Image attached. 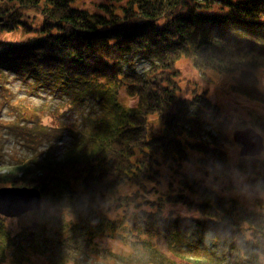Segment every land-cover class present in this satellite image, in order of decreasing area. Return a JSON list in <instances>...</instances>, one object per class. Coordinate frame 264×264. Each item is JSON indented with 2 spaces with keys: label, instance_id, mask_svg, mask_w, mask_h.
<instances>
[{
  "label": "trees",
  "instance_id": "16d2710c",
  "mask_svg": "<svg viewBox=\"0 0 264 264\" xmlns=\"http://www.w3.org/2000/svg\"><path fill=\"white\" fill-rule=\"evenodd\" d=\"M79 2L0 0V33L20 27L38 32L26 42L0 40V92L15 74L33 77L31 88L47 86L69 95L74 107L85 95L101 98L83 117L80 133L72 126L59 128L70 132L63 150L61 137L42 150L34 147L0 175V187L38 188L59 211L65 207L94 223L102 219L100 206L90 205L82 190L96 198L126 183L140 186L159 197L141 202L145 196L139 192L119 196L107 208L120 220L100 222L118 232L123 221H132L118 235L134 249L158 237L169 252L164 251L165 263H176L173 255L191 264H264V198H255L257 209L244 207L216 185L231 179L230 119L205 94L190 91L187 97L185 91L183 96L177 83L178 62L191 58L199 70L238 72L235 92L264 104L253 72L264 68V0H110L93 12ZM28 10L42 16L39 28L23 20ZM141 61L148 63L144 71L137 69ZM123 90L137 100L134 107L121 103ZM27 115L22 111L7 125L25 147L39 136H57L58 130L54 134L40 124L29 130L24 123L34 124L31 118L38 115ZM153 115L162 123L159 133L151 130ZM256 126L264 136V119ZM192 152L198 154L195 160ZM185 163L197 165L199 174L182 172ZM163 166L177 174L169 191L154 190L168 177ZM237 167L254 192L264 193V157H239ZM172 204L195 209L199 216H165ZM4 221L0 216V264L45 252L36 249L35 232L13 235Z\"/></svg>",
  "mask_w": 264,
  "mask_h": 264
},
{
  "label": "rangeland",
  "instance_id": "374dc122",
  "mask_svg": "<svg viewBox=\"0 0 264 264\" xmlns=\"http://www.w3.org/2000/svg\"><path fill=\"white\" fill-rule=\"evenodd\" d=\"M109 1L80 0L79 5L83 4L93 12L101 4H111ZM23 20L33 28H39L43 22L42 16L37 14L35 10L26 11ZM37 34L38 32L35 30L28 31L25 27H20L12 32L0 33V40L26 42ZM178 66L181 70V76L177 79V83L182 89L183 96L186 94L185 91H188L187 97L191 96L190 91L205 94L220 107L226 116L225 118L230 119L231 126L227 131L230 141L226 147L232 169L231 179L224 180V182L219 179L216 184L217 188L225 195L236 198L244 207L259 208L255 198L258 195L264 198V193L254 192L249 186L246 176L239 171L237 160L240 157V145L233 141V132L244 130L247 127L258 130L256 121L259 118L264 119V104L247 99L235 92L233 87L238 81V72L220 73L210 68L199 70L193 65L191 58H183L178 62ZM147 68L148 63L138 62L137 69L139 71H144ZM253 72L258 80V88L264 93V68L253 69ZM34 81L33 77L25 80L19 75L10 74L5 80L6 90L0 92V175L12 170L11 168L18 163V159L25 155H31L34 147H37L38 150L44 149L50 140L58 141L57 139L61 137L58 146L60 150H63L70 139V132L68 129L61 130L59 128L72 126L80 133L85 128L83 117L87 116L94 108L93 102L96 100L88 95H85V100L80 102L79 106L74 107L70 103L71 97L69 95H63L47 86L31 88L30 84ZM120 101L127 107H134L137 103V100L128 96L124 90L120 93ZM22 111H27L29 115L34 113L38 115L31 118L35 121L34 124L24 123V126L29 130H32L34 125L40 124L41 127L52 128L51 132L54 134L58 130V134H55L57 136L48 137V139L39 136L40 139L28 141L29 146L25 147L24 141L17 136L16 130L7 129L9 123L18 120ZM149 120L152 124V132L159 133L162 129V123L158 117L153 115L149 117ZM21 123L23 122H19L20 127L23 125ZM34 141L38 144L33 143ZM260 156L264 157V152ZM197 157L198 154L192 152V159L195 160ZM162 171L167 173L168 177H163L159 185H154L156 187L154 190L169 191L170 180L175 178L177 174L164 166ZM186 171L199 174L198 166L193 163L184 164L182 172ZM81 192L88 199L90 205L100 206L98 209L101 211L99 217L102 219L100 221L96 220L93 223L86 218L82 220L65 207L59 211L57 204L51 200L50 196L43 197L40 212H30L19 218H5V226L13 235L22 233V231L25 233L35 232L37 234L35 245L39 247L36 249L45 251L43 254L32 251L30 257L24 262H18L19 264H191L181 258H173V255H169L170 260H175L176 263L163 262V260L167 261L163 257L164 251L167 249L163 240H159L158 237L151 239L152 242L149 241L150 239L146 241L148 246L142 247L138 244L137 248L134 249L129 239L118 235L119 232L125 231L127 227L130 228L133 225L130 220L123 221L125 228L118 232L115 227L111 228L107 224L100 223L106 218L110 220L118 218L119 214L107 207L110 203H114L119 196L139 192L145 196V198L140 199L143 202L144 199L155 200L159 197V193H146L140 186H132L129 183L119 186L105 197L99 196L100 198L87 196L88 194L86 195L84 190ZM142 208L149 209L150 207L143 205ZM163 214L165 216H199L195 209H190L183 204L168 205ZM71 225L74 227L72 228ZM41 228L45 231L43 232ZM166 253L169 254L167 251Z\"/></svg>",
  "mask_w": 264,
  "mask_h": 264
},
{
  "label": "water",
  "instance_id": "95a60500",
  "mask_svg": "<svg viewBox=\"0 0 264 264\" xmlns=\"http://www.w3.org/2000/svg\"><path fill=\"white\" fill-rule=\"evenodd\" d=\"M234 141L241 146V157H256L264 151V138L253 128L236 130ZM42 208V193L37 188H0V214L8 218H18Z\"/></svg>",
  "mask_w": 264,
  "mask_h": 264
}]
</instances>
